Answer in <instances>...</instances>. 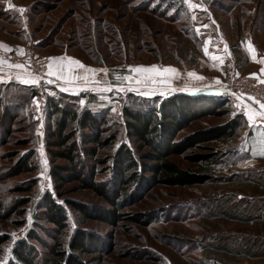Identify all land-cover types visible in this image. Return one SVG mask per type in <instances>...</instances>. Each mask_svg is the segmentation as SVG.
Listing matches in <instances>:
<instances>
[{
  "label": "rangeland",
  "instance_id": "374dc122",
  "mask_svg": "<svg viewBox=\"0 0 264 264\" xmlns=\"http://www.w3.org/2000/svg\"><path fill=\"white\" fill-rule=\"evenodd\" d=\"M190 2L201 7L192 8L185 0H0L2 51L47 59V66L51 64L53 71L62 65L64 75L69 78L87 77L86 81L67 83L63 78L49 76L52 83L41 88L42 94L38 77L35 78L39 83L31 86L0 85V100L8 106L7 113L18 115L9 143L1 150L4 159L0 160V238L6 242L0 245V264H11L15 248L24 240L41 255L48 253L45 246L58 236L54 227L39 216L48 194L65 208L67 243L77 229L103 242L104 254L83 256L89 264H242L246 257L214 252L208 246L243 244L247 238H264L263 221L241 224L227 221L217 213L223 200L237 201L244 194L263 205L264 189L254 187L243 192L235 182L192 188L157 187L127 210L134 217L150 216L153 220L150 225L125 222L112 227L86 220L68 203H78L90 210L108 208L94 193L78 190L77 184L63 185L57 190L51 177L46 146L49 98L65 100L110 118L114 129L119 131L116 147L126 143L136 152V145L124 131V108L144 111L158 97L177 93L213 95L211 92L229 99L233 114L229 120L242 114L248 122L235 140L217 146L225 156L216 174L219 178L243 173L256 180L264 177V155L258 151L259 141L264 139L261 135L264 126L250 124L245 114L251 107L264 109L244 93L233 95L227 91L230 74L238 78L254 76L264 82L256 70L264 65V0ZM21 8L23 12L19 11ZM249 43L254 53L249 51ZM71 61H79L84 67ZM153 65L160 69L175 68L177 74L156 77L167 80L166 84H137L141 77L133 69ZM11 68L34 77L24 65L3 69ZM190 72L203 79L190 77ZM65 87L69 90H62ZM144 92L150 94L143 95ZM229 120L208 118L196 122L183 136ZM30 150L35 153L36 172L6 179L11 172L9 158L16 154L20 157ZM174 161L182 169L194 170L185 157H175ZM107 178L100 173L101 181ZM31 181L35 183L32 191L15 190ZM18 199L28 200L21 208L22 214L11 212ZM30 234L37 235L40 242L29 237Z\"/></svg>",
  "mask_w": 264,
  "mask_h": 264
},
{
  "label": "trees",
  "instance_id": "16d2710c",
  "mask_svg": "<svg viewBox=\"0 0 264 264\" xmlns=\"http://www.w3.org/2000/svg\"><path fill=\"white\" fill-rule=\"evenodd\" d=\"M6 108L8 106L0 100V160L4 159L1 150L9 143L18 120V115L8 114ZM232 115L228 98L209 94L192 96L177 93L164 98L158 97L144 111L124 108L123 127L127 138L137 147L134 152L126 143L116 147L119 131L114 129L110 118L89 109H80L76 104L65 100L49 98L46 146L52 165L51 177L57 190L63 185L77 184L78 190L94 193L108 208L96 207L90 210L78 203H68L86 220L112 227L125 222L150 225L153 222L150 216L134 217L127 210L142 202L157 187L192 188L217 182H235L243 192L254 187L264 189L263 176L256 180L244 173L228 178H219L216 174L218 165L225 156L217 146L232 142L248 127L242 114L229 120ZM208 118L229 121L183 136L194 123ZM179 156L185 157L194 170L182 169L174 161ZM9 161L11 172L6 179L36 172L37 163L33 150L20 157L16 154ZM100 173L106 174L108 178L101 181ZM34 185V181H31L15 190L30 192ZM27 204V199H18L11 212L19 211L22 214L21 208ZM262 204L259 206L244 194L237 201L231 198L223 200L217 207V213L227 221L254 224L264 222V203ZM42 209L39 216L54 227L58 236L53 238L51 245L45 246L48 250L46 255H41L29 241H21L13 252L14 261L11 264H89L83 258L84 255L105 253L103 242L84 230L77 229L66 242V211L52 195L45 197ZM29 237L40 242L35 234H30ZM259 241L247 238L243 244H214L208 248L218 253L261 259L264 258V245ZM5 242V238H0V245Z\"/></svg>",
  "mask_w": 264,
  "mask_h": 264
},
{
  "label": "snow or ice",
  "instance_id": "6c2138e0",
  "mask_svg": "<svg viewBox=\"0 0 264 264\" xmlns=\"http://www.w3.org/2000/svg\"><path fill=\"white\" fill-rule=\"evenodd\" d=\"M185 2L189 3L192 8L201 7V5L191 4L190 0H185ZM9 7H12V5H9ZM19 11L23 12L24 9L21 8V9H19ZM193 19H195V17H193ZM198 31H199V29H197V32ZM248 47H249V51L254 53L255 50H254V48H252L250 43H249ZM204 50L207 53V48H205ZM253 58L255 59L254 55H253ZM50 59H56V58H50ZM213 59L215 60V59H217V57H213ZM0 63H4V61L0 60ZM71 63L77 64L81 68L84 67L82 64H80L79 61H71ZM9 67L23 68V65L16 64V65H9ZM48 68H49V72H48L49 76L55 75L58 80L63 78V79H65V81L67 83H71L72 80H85V81L87 80L86 76H72L71 78L66 77L64 75L65 69H64V67L62 65H58L57 68L54 71H53V68H52L51 64L48 65ZM68 71L71 72V68H69ZM87 71L88 72H92V73L95 72V70H93V69H87ZM133 71L136 72L137 74H139V76L141 77L140 79L136 80L137 84H157V83L166 84V83H168L167 80H165V79L157 80L156 77H164L167 74H177V70L175 68L168 67V68L160 69V68H158L155 65L150 66V67H136L135 69H133ZM188 75L190 77H194L196 79H203V77H199L195 73H191L190 72V73H188ZM253 75H255V74H253ZM17 78L21 79V82H23L25 84L35 85V84L39 83V80L37 78H35V77L24 78V77L18 76ZM47 82L48 83H52V80L49 79ZM217 83H220V82L217 81ZM62 90L67 91L69 89L67 87H65ZM106 90H110V89H106ZM154 90L155 89H153V91ZM142 94L143 95H149L150 92H144ZM161 94H163V93H161ZM233 95H235V94H233ZM252 99H255V98H252ZM256 103L260 104V102L258 100L256 101ZM237 107H239V105H237ZM260 108L264 109V104H260ZM245 114L247 115V118H248V121H249L250 124H255L256 123V121L254 119L255 116L264 117V112H254L252 110H249ZM261 135L264 136V133H261ZM255 151H257V149L254 148V152ZM258 151L260 152L261 155H264V139L259 141Z\"/></svg>",
  "mask_w": 264,
  "mask_h": 264
},
{
  "label": "built area",
  "instance_id": "2783aa9c",
  "mask_svg": "<svg viewBox=\"0 0 264 264\" xmlns=\"http://www.w3.org/2000/svg\"><path fill=\"white\" fill-rule=\"evenodd\" d=\"M0 60L4 61V63H0V68H10L9 65L16 64L26 66L34 77L40 78V94H42L41 88L47 87V81L50 79L48 75L47 59L39 58L32 54L19 56L16 53H6L0 49ZM228 83V93L239 95L244 93L251 98H255V101L258 100L260 104H264V82L258 78L254 76L238 78L230 74Z\"/></svg>",
  "mask_w": 264,
  "mask_h": 264
},
{
  "label": "crops",
  "instance_id": "0c3cea01",
  "mask_svg": "<svg viewBox=\"0 0 264 264\" xmlns=\"http://www.w3.org/2000/svg\"><path fill=\"white\" fill-rule=\"evenodd\" d=\"M258 62L260 63V61H258ZM256 70L264 78V65H261V69H259V70L256 69ZM18 76L24 77V78L31 77L29 75V73L23 72V71L22 72H20V71L17 72L15 68H11V69L0 68V85L4 84V83H10V84H18V85H21V86H24V85L31 86V84H25V83L21 82V79L17 78ZM201 94H205V93H201ZM211 94L216 95L217 93L211 92ZM251 110L254 111V112H264V110H260L259 108L256 109L254 107L253 108L251 107ZM254 119L256 121L255 124H258V125L262 124L264 126V117L255 116ZM258 240H260L259 243L264 245V238H262V239L260 238ZM243 262H242V264H264V258H261V259L260 258H258V259H250L249 257H247L246 260H244Z\"/></svg>",
  "mask_w": 264,
  "mask_h": 264
}]
</instances>
